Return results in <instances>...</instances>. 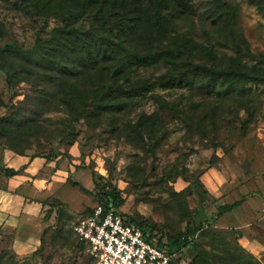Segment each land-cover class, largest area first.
<instances>
[{
    "label": "rangeland",
    "instance_id": "rangeland-1",
    "mask_svg": "<svg viewBox=\"0 0 264 264\" xmlns=\"http://www.w3.org/2000/svg\"><path fill=\"white\" fill-rule=\"evenodd\" d=\"M85 2L0 0V149H15L33 158L55 156L58 165L71 164L78 173L70 177L71 183L79 180L93 194L88 197L80 187L68 188L71 200L85 202L80 211L63 203L75 214L71 218L66 214L61 221L56 213L61 205L51 198L47 203L55 220L45 244L19 262L89 264L86 251L74 245L73 226L98 204L94 195L100 188L112 183L124 198L120 213L128 220L178 237L189 233L187 222L192 219L199 230L197 249L204 255L198 263L208 259L211 264H264V257L240 246L239 231L217 225L223 201L250 198L264 203V85L251 86V94L242 98L218 103L191 92L185 84L162 87L170 71L164 63L134 65L129 81L124 73L113 75L116 55L86 70L82 66L87 62L70 53L65 63L83 72L76 78L49 67L53 47L66 52L81 46L79 40L59 33L66 26L83 37L94 33L109 51L121 46L141 54L180 51L188 55L182 68L192 54L191 59L209 67L249 71L254 67L264 75V11L248 0H186L187 6L176 0H138L132 9L143 23H134L135 29L124 34L120 28L129 22L124 18L126 9L114 0H97L83 10ZM228 6L237 8L236 21H214ZM155 9L168 16L170 27L158 28L151 12ZM68 12L83 16L67 19ZM105 21L108 28L102 26ZM38 40L42 48L27 60L24 52ZM148 83L153 84L150 92L132 99L115 96L116 90L124 94ZM85 90L91 105L83 111L79 96ZM118 102L125 104L114 109ZM11 115L13 123L5 120ZM142 119L150 122L141 126ZM226 183H232L231 189L224 190L218 203L210 190L223 189ZM191 187L189 196L186 190ZM63 227L66 242L61 245L54 233ZM253 228L264 240V230ZM183 258L184 264H193L190 257Z\"/></svg>",
    "mask_w": 264,
    "mask_h": 264
},
{
    "label": "trees",
    "instance_id": "trees-1",
    "mask_svg": "<svg viewBox=\"0 0 264 264\" xmlns=\"http://www.w3.org/2000/svg\"><path fill=\"white\" fill-rule=\"evenodd\" d=\"M92 1L97 0H86V2L82 5V9H86V7L90 4ZM100 1V0H98ZM105 1V0H101ZM181 6H187L186 0H176ZM114 2H117L120 6H122V9H126L127 14L125 15V19L129 20L128 23H125L123 28H120V31L124 34L127 32H130L135 29V24L143 23V20L140 17V14H137L135 10L132 9L133 5L138 2V0H114ZM113 2V3H114ZM249 4L255 6L259 11H264V0H248ZM156 8V7H152ZM89 10V9H88ZM154 13V16H156L155 24L158 25V28L163 29V27L166 28V26L170 27L171 21L168 18V16L163 15L158 9H155L154 11H151ZM236 13L237 8H233L231 6H228V9L224 12V14L219 15L216 20H222L231 23L236 21ZM83 15L73 14L71 12H68L67 19L74 18L75 20L79 19ZM66 22V20H64ZM108 22L105 21L102 26L104 28H108ZM140 27V25H139ZM164 30V29H163ZM59 33L64 38H70L74 40H79L81 43L80 47H76L77 49L74 50H66V52H62L58 47L54 48V55L53 59H50L49 67L54 68L56 66L57 73L59 74H66L73 76L71 78H76L77 73H83L81 71L75 72L74 69L77 68L76 65H69L70 63H65V60H67V57L70 56V53H77L78 58L81 60V62L86 63V65L82 67H88L86 70L95 69V65H99V63L107 62V60L116 55V63L117 66L115 67V71L113 75H117L119 77L121 74L123 75L126 80L129 81V76L133 71V66H143V67H154L158 64L164 63L165 65H168V68H170L168 71V76L164 77L161 81V86L165 89H169L171 87H176L178 85L185 84L187 87H189V90L191 92H201V95L204 98L207 99H213L216 102H224L227 99H232L237 97L242 98L243 96L251 94V86H260L264 85V75L261 73V71L257 70L256 68H252L251 71L245 70L243 68H238L234 66L226 67V68H219V67H209L208 65L198 63L191 59L190 56L192 54H189L190 62L185 63L184 68H182L180 65L184 64L183 60H187L186 57L188 55H184L182 52H174L170 51L169 53H152L147 52L144 54L137 53L135 51H126L124 46H121L122 50L124 52L118 49L114 51H109L107 49V45L103 43L99 37H97L94 33H92L89 37L80 35V32L76 29H70L67 30L66 26L63 27ZM41 40L37 41V44L32 50L25 51L24 56L27 60L34 59L37 55L38 49L41 47ZM62 49V48H61ZM59 50V51H58ZM113 60V61H114ZM179 60L180 62L178 63ZM68 61V60H67ZM177 62V63H176ZM74 64V63H71ZM95 66V67H94ZM173 69V70H172ZM82 75V74H81ZM62 83V82H61ZM60 83V84H61ZM153 84H141L138 85L136 88L131 89L127 92L123 91L118 92L116 90L115 96H121L126 97L127 99H132L133 97L137 96L138 94L144 93V92H150L152 89ZM234 100V99H233ZM79 101L83 105V111L87 110L88 107H90V95L86 92H81L79 96ZM235 101V100H234ZM2 101L0 100V103ZM125 103L118 102L117 105H113L114 109H118L116 107L124 106ZM198 105H195L197 107ZM167 107V106H166ZM172 110V109H171ZM218 110V108H216ZM7 122L10 121V123H13L15 120V117L13 115L6 117ZM150 122L149 119H142L140 121L141 126L143 124H146ZM201 126V125H200ZM14 152H16L19 155H24L23 153H20L16 151L15 149H11ZM47 160L54 161L55 156H47L44 157ZM6 173L8 175L16 174L13 170H7ZM71 183V182H70ZM201 185V183H199ZM71 185L73 187H80V190L85 193L86 195H93L91 191L87 190L86 188L80 186L76 182H72ZM203 186V185H201ZM99 186L95 185V189L98 190ZM188 192L189 196L193 195V189L188 188L186 190ZM205 192V191H204ZM184 193V191H183ZM95 200L98 202V204L104 205L106 208H114L120 210L124 203V198L122 197L121 193L118 191V189L112 184L108 183L103 188H100V191L94 195ZM55 202H57L61 207L56 210L57 216H59L60 220L62 217L69 215V217L74 216V212L69 210L61 201L58 199H54ZM241 205V202H235L234 204H227L224 206H221L218 208V217L222 216L225 213L231 212L238 208ZM190 211V209H188ZM58 219V218H57ZM131 222L137 223L140 226L151 228L153 231H156L158 234L167 237L170 247L173 250L179 251L183 255H186L187 258L190 257L192 259L193 264H211L208 259L202 260L201 263H198V259L204 258V255H202L201 252L197 249V241L195 239V236L197 232L199 231L194 227V223L191 219V221L187 222L188 227V234H182L178 237L167 235L162 232H159L157 229L153 227H149L146 223L142 221H137L135 219H130ZM50 227L45 229L43 238H42V246L45 244V238L48 232L50 231ZM64 227L59 231H56L55 239L57 237L60 238L58 240V243L62 245L65 244L66 239L62 237V234L64 233ZM56 242V240H55ZM76 242V243H75ZM74 245L75 247H81L83 250H85V247L83 245H80L77 240H75ZM40 248V249H41ZM40 249L35 252L33 255L37 254ZM188 250V252H186ZM184 260V258H183ZM184 262V261H183ZM179 264H184V263ZM88 263L90 264V261L88 260ZM0 264H24V262H19V258L12 253L11 251H5L0 256Z\"/></svg>",
    "mask_w": 264,
    "mask_h": 264
},
{
    "label": "crops",
    "instance_id": "crops-1",
    "mask_svg": "<svg viewBox=\"0 0 264 264\" xmlns=\"http://www.w3.org/2000/svg\"><path fill=\"white\" fill-rule=\"evenodd\" d=\"M57 160L33 158L19 155L11 149H0V256L5 251H11L20 259L41 248L45 229L52 226L55 220L54 209L48 205L51 198L58 199L75 211L81 210L79 206L85 201L79 204L81 201L71 200L66 192L68 188H77L70 184V177L78 173L74 172L71 164L62 161L58 165ZM7 170H13L16 174L8 175ZM73 182L82 185L79 180ZM231 184L226 183L223 189L210 190L218 203L223 198L224 190L231 189ZM235 193L238 197V191ZM242 200L238 198L234 202L220 203L218 208L239 201L241 205L220 216L217 225L239 231L240 246L255 256L264 257L263 237L253 231L254 225L264 230V214L259 212H264V203L259 204L257 199L256 202L250 198ZM247 205L248 213H243Z\"/></svg>",
    "mask_w": 264,
    "mask_h": 264
},
{
    "label": "built area",
    "instance_id": "built-area-1",
    "mask_svg": "<svg viewBox=\"0 0 264 264\" xmlns=\"http://www.w3.org/2000/svg\"><path fill=\"white\" fill-rule=\"evenodd\" d=\"M73 233L85 247L90 264H179L182 253L167 237L126 219L120 210L102 204L79 217Z\"/></svg>",
    "mask_w": 264,
    "mask_h": 264
}]
</instances>
